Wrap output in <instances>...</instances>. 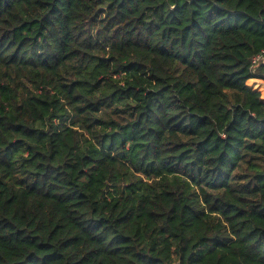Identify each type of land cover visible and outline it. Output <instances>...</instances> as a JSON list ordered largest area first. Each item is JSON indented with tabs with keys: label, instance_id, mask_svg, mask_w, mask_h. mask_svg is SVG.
Returning a JSON list of instances; mask_svg holds the SVG:
<instances>
[{
	"label": "trees",
	"instance_id": "trees-1",
	"mask_svg": "<svg viewBox=\"0 0 264 264\" xmlns=\"http://www.w3.org/2000/svg\"><path fill=\"white\" fill-rule=\"evenodd\" d=\"M252 81L264 0H0V264H264Z\"/></svg>",
	"mask_w": 264,
	"mask_h": 264
},
{
	"label": "rangeland",
	"instance_id": "rangeland-1",
	"mask_svg": "<svg viewBox=\"0 0 264 264\" xmlns=\"http://www.w3.org/2000/svg\"><path fill=\"white\" fill-rule=\"evenodd\" d=\"M255 85V87H258L262 94L264 95V82L262 81H252L250 82V86Z\"/></svg>",
	"mask_w": 264,
	"mask_h": 264
},
{
	"label": "built area",
	"instance_id": "built-area-1",
	"mask_svg": "<svg viewBox=\"0 0 264 264\" xmlns=\"http://www.w3.org/2000/svg\"><path fill=\"white\" fill-rule=\"evenodd\" d=\"M259 59L257 58L255 61H258Z\"/></svg>",
	"mask_w": 264,
	"mask_h": 264
}]
</instances>
